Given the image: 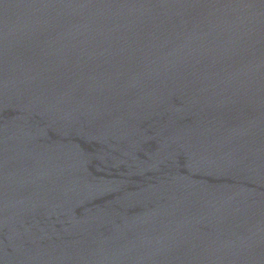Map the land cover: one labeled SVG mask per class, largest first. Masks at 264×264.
Returning a JSON list of instances; mask_svg holds the SVG:
<instances>
[{
	"label": "water",
	"instance_id": "obj_1",
	"mask_svg": "<svg viewBox=\"0 0 264 264\" xmlns=\"http://www.w3.org/2000/svg\"><path fill=\"white\" fill-rule=\"evenodd\" d=\"M0 264H264V0H0Z\"/></svg>",
	"mask_w": 264,
	"mask_h": 264
}]
</instances>
